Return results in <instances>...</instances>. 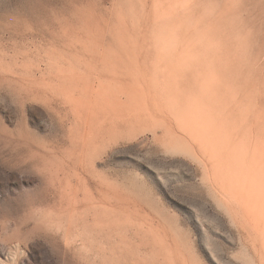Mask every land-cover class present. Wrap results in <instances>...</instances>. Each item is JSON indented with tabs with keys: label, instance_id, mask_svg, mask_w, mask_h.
Segmentation results:
<instances>
[{
	"label": "rangeland",
	"instance_id": "obj_1",
	"mask_svg": "<svg viewBox=\"0 0 264 264\" xmlns=\"http://www.w3.org/2000/svg\"><path fill=\"white\" fill-rule=\"evenodd\" d=\"M80 1L70 33L0 49L38 79L0 126L42 146L30 182L0 169V264H264V0ZM33 184L60 243L71 193L73 257L28 235Z\"/></svg>",
	"mask_w": 264,
	"mask_h": 264
},
{
	"label": "bare ground",
	"instance_id": "obj_2",
	"mask_svg": "<svg viewBox=\"0 0 264 264\" xmlns=\"http://www.w3.org/2000/svg\"><path fill=\"white\" fill-rule=\"evenodd\" d=\"M75 1L2 0L0 2V49L4 57L11 56L17 59L23 56V48H41L45 40L43 37H51L49 32L55 28L60 30L61 34L70 33V27L67 26H71L70 19L73 10L76 8ZM83 2L84 0H81L79 5L83 10H88V3ZM95 5L92 6L91 12L88 11L83 14V18L97 24L96 17L91 16L96 13ZM63 24L66 26L64 27ZM12 52L13 55H9ZM31 73H27L22 62L8 65L6 62L0 61V92L19 102L25 100L29 92L37 94L38 79L35 74ZM28 79H30L29 83L27 82ZM41 152V140L36 133L26 128L8 129L0 126V169L20 172L27 177L26 182L28 183L31 175L38 176L40 172ZM50 195H52L50 191L45 190L40 184H33L30 189L18 192L12 198V202L17 204L19 208L25 207V211L37 221L28 228V235L40 236L47 242L49 241L53 251L59 257H73L75 250L73 248L74 239L72 238L74 236L70 237L71 193L64 192L65 207H60L63 215L67 217L61 237L62 243H60L58 235L53 232V226H46L38 221L40 209L47 203L45 197ZM6 215H1V217L5 218ZM19 226L27 227L25 221H20ZM20 231H18V236L21 235ZM25 236L27 235L25 234Z\"/></svg>",
	"mask_w": 264,
	"mask_h": 264
}]
</instances>
